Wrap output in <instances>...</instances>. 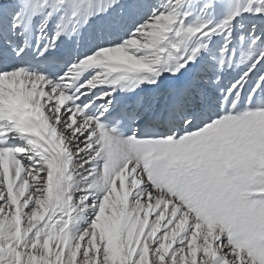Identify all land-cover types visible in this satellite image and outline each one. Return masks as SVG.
I'll use <instances>...</instances> for the list:
<instances>
[{
	"label": "snow or ice",
	"instance_id": "snow-or-ice-1",
	"mask_svg": "<svg viewBox=\"0 0 264 264\" xmlns=\"http://www.w3.org/2000/svg\"><path fill=\"white\" fill-rule=\"evenodd\" d=\"M0 264H264V0H0Z\"/></svg>",
	"mask_w": 264,
	"mask_h": 264
}]
</instances>
